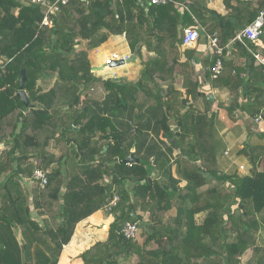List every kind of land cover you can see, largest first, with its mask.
Masks as SVG:
<instances>
[{"label": "trees", "instance_id": "trees-1", "mask_svg": "<svg viewBox=\"0 0 264 264\" xmlns=\"http://www.w3.org/2000/svg\"><path fill=\"white\" fill-rule=\"evenodd\" d=\"M223 3L224 15L207 0H69L46 26L40 6L0 0V264H57L76 223L114 194L119 201L108 212V236L80 253L83 264H241L249 249L250 264H264L258 244L264 131L234 154L248 160L249 171L223 172L214 100L198 90L195 50H181L184 27L205 37L216 33L225 49L264 9V0ZM111 34L124 35L143 66L135 81L91 72L88 50ZM82 40L87 47L76 48ZM258 49L264 55V26L256 41L231 45L233 57L224 56L216 78L209 71L213 60L206 62L203 77L229 94L228 103L217 106L230 119L238 110L264 118V65L253 56ZM236 56L243 64H235ZM22 69L27 106L17 95ZM50 76L56 77L50 87L38 84ZM96 81L108 92L103 101L86 99ZM121 113L133 125L117 127ZM147 131L155 137L151 144ZM141 137L145 142L133 153L138 161L120 162ZM35 168L46 172L44 186L31 178ZM213 180L229 189L209 185ZM133 220L142 227L141 241L119 233Z\"/></svg>", "mask_w": 264, "mask_h": 264}, {"label": "crops", "instance_id": "crops-1", "mask_svg": "<svg viewBox=\"0 0 264 264\" xmlns=\"http://www.w3.org/2000/svg\"><path fill=\"white\" fill-rule=\"evenodd\" d=\"M207 7L215 10L216 12L224 15L227 13V10L224 6L223 0H207ZM198 29V28H197ZM200 32V30H199ZM119 37L124 38V35L122 34H111L109 35L108 39L101 43L99 46L95 48H91L87 52V57L91 65V72L94 73L96 78L100 79H106V78H113L118 77V79H122L125 81H135L137 77L140 75L141 71L143 70V66L141 65L139 59L130 52L127 41L125 40V45L127 46V49L123 54H119L117 51L110 52L109 49H107L109 46V42L113 41L114 39H117ZM231 45H227V49L230 50V53L226 55L227 57H233V54H231ZM86 41L82 40L81 44L76 45V48H86ZM185 49H194L195 52L193 53V59L191 60V63L195 65V72L198 75V78L200 80V87L198 88L199 91H204L205 93H208L209 96H211L214 100V103L212 104V109H214L218 114L219 119V125L217 127V143L219 146V161L221 163V160H223L224 156L232 158V162L243 164L245 167H247L246 173L250 169V165L248 163V160L245 157L242 156H234L236 151L240 148H242L245 144L252 145L254 142L258 141V134L259 132L264 131V120L262 123L258 124L255 122L254 119H251V117L246 114L243 111L238 110L234 114V118L230 119L227 115V112L224 108L218 107L217 102H222L224 104L228 103L229 101V94L227 90L225 89H219V88H213L210 86V83H208V80H206L203 75L205 74L206 69V62H209L210 60H213L212 55L209 53L207 49V38L201 34L197 43L194 45H191L189 48L182 46L181 50ZM118 53L120 57H129L133 56V58L138 59V65H136V69L132 71H125L123 74L119 73V69L124 67L126 64H121L118 66H104V61L107 57H109L112 53ZM261 55H263L262 51L258 49L257 51ZM181 60L184 61L185 57L182 56ZM235 64L240 65L243 64L244 60L242 57H235ZM136 64V63H135ZM140 66V68L138 67ZM96 67V70H93V68ZM120 67V68H119ZM138 67V68H137ZM105 69L109 72V74H104L103 71ZM56 77L50 76V77H42L38 84L44 88L50 87ZM117 79V78H115ZM180 88V86L178 85ZM100 92L101 97L98 99L91 98L89 96V93L92 92ZM107 91L103 88L102 84L100 82H94L90 85L89 90L87 91L86 99L92 100V101H103L107 95ZM196 106L199 108L203 107V103L201 99H199L196 103ZM122 114V113H121ZM264 119V118H263ZM117 123L116 126L119 128H125V125H133V121L128 117L122 114L121 116L117 117ZM148 139L146 143L151 144V140L155 139L152 131H147ZM141 137L138 141H134L130 150V154L134 153V150L136 149L137 144L139 145L143 144ZM167 142V141H166ZM165 142V143H166ZM169 145L168 143H166ZM166 144H160L162 147ZM0 146L3 148V144L0 143ZM221 147V150H220ZM227 152V153H225ZM176 150L172 151L171 158L175 155ZM143 155V153H140ZM134 156V154H133ZM136 159H139L138 157L134 156ZM222 165V164H221ZM258 169H264V160H262L259 165ZM113 217L111 215H103V209H99L86 218L80 220L78 223H76L73 234L70 238V241L67 244H64L62 247V251L60 253L59 259L57 264H83L80 253L87 249L89 246H91L94 242L97 241H104L106 240L108 236V228L109 224L112 222ZM105 224L107 225V229L104 230Z\"/></svg>", "mask_w": 264, "mask_h": 264}, {"label": "built area", "instance_id": "built-area-1", "mask_svg": "<svg viewBox=\"0 0 264 264\" xmlns=\"http://www.w3.org/2000/svg\"><path fill=\"white\" fill-rule=\"evenodd\" d=\"M28 3L38 5L43 10V17L40 24L49 26L52 24V17L60 11V7L65 5L69 0H25ZM139 2H146L148 4L161 5L173 0H138ZM264 26V9L259 12L255 19L245 25L241 30L236 32L228 44L241 43L245 44L246 41H256L262 33ZM200 37V32L195 27H184L182 30V43L184 47L191 46L197 43ZM207 49L213 57V63L209 67L211 78H216L222 71L223 58L230 53L227 47L224 49L218 44V38L216 33L206 34ZM253 56L256 63L264 65V55H261L257 51L253 52ZM127 57H120L118 53H112L104 61V66H109L113 61L126 59ZM113 67V66H109ZM255 122L260 124L263 121L261 114H258L254 118ZM173 128V126H171ZM227 153V152H225ZM240 169L244 167L240 165ZM31 178L39 183L40 186H44L47 183V174L44 170L35 168L33 170ZM119 201V196L114 194L112 198L107 202L103 210L109 212ZM119 233L126 239L136 240L139 235V223L136 220L125 221L119 229Z\"/></svg>", "mask_w": 264, "mask_h": 264}, {"label": "rangeland", "instance_id": "rangeland-1", "mask_svg": "<svg viewBox=\"0 0 264 264\" xmlns=\"http://www.w3.org/2000/svg\"><path fill=\"white\" fill-rule=\"evenodd\" d=\"M255 1H259V0H255ZM125 40L122 37H119L117 39H114L113 41H110L109 42V44H108L109 47L107 49H109L110 52H112L113 50L114 51H117L119 54L122 55L123 52H125L126 50H128L127 49V46L125 45ZM136 60H138V59L132 58V59H130V61L124 63L126 65L124 67H122V68L119 67L120 68L119 69V73L123 74L127 70L128 71L135 70L136 69L135 66L139 64L138 61H136ZM138 67L140 68V66H138ZM103 73L104 74H109V72L106 69H105V71H103ZM118 77H119V75L117 77H113L111 79H115V78L118 79ZM177 85H179V82H177ZM89 94H90L89 96H91V98L98 99L99 97H101L100 92L98 93V91L97 92H92V93H89ZM166 143H168V142H166ZM0 149H3V148L0 146ZM221 164H222L221 165V170L223 172H226V173H231V172H233L236 169L238 171L240 170V169H238L240 164L232 162V158L230 159V157L224 156L223 160H221ZM247 169L248 168L245 167V169L244 168L241 169L240 172L243 173V172L247 171ZM173 171H174V174H176V172H175V165L173 166ZM217 183H218L217 180H213L209 185H214V184H217ZM217 185L219 186V188L229 189V187L225 183H221V184H217ZM107 214H108V212L105 211V210H103V215L105 216ZM199 218H200V216H199ZM139 226H140L141 229L139 231V235H138V237H137L136 240L141 241V237L143 235V233H142L143 231H142V227H141L140 223H139ZM258 244H261V245L264 246V229L263 230H260L258 232ZM251 259H252V250L249 249L241 257L240 262H241V264H250ZM125 261L126 262H124V264H130V262L132 261V259L125 260Z\"/></svg>", "mask_w": 264, "mask_h": 264}, {"label": "water", "instance_id": "water-1", "mask_svg": "<svg viewBox=\"0 0 264 264\" xmlns=\"http://www.w3.org/2000/svg\"><path fill=\"white\" fill-rule=\"evenodd\" d=\"M190 46H187V48H189ZM133 56H129L127 57L126 59H121V60H118V61H113L112 63L109 64V66H118V65H121V64H124L128 61H130V59H132ZM97 68L94 67L93 70H96ZM26 80V72L24 69H22L19 73V76H18V91H17V95L21 98V100L23 101L24 105L27 106L29 104V100H28V97L26 95V92L24 90V82ZM209 98H211V96H209ZM138 159H136L133 154H129L127 157H125L124 159H121L120 162L122 163H128V164H131V163H134V162H137Z\"/></svg>", "mask_w": 264, "mask_h": 264}]
</instances>
